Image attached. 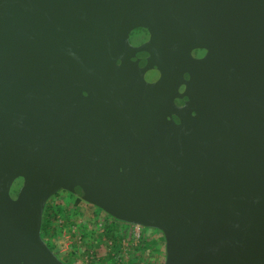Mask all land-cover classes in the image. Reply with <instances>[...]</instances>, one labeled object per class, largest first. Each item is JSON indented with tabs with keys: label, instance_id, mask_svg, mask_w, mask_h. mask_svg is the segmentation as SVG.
Returning a JSON list of instances; mask_svg holds the SVG:
<instances>
[{
	"label": "water",
	"instance_id": "95a60500",
	"mask_svg": "<svg viewBox=\"0 0 264 264\" xmlns=\"http://www.w3.org/2000/svg\"><path fill=\"white\" fill-rule=\"evenodd\" d=\"M61 189L163 264H264V0H0V264H67Z\"/></svg>",
	"mask_w": 264,
	"mask_h": 264
},
{
	"label": "rangeland",
	"instance_id": "374dc122",
	"mask_svg": "<svg viewBox=\"0 0 264 264\" xmlns=\"http://www.w3.org/2000/svg\"><path fill=\"white\" fill-rule=\"evenodd\" d=\"M48 202L55 215V231H50L51 236L46 235V241L66 263L92 264L88 262L90 253L99 258L97 264L164 263L165 238L159 229H137L63 189ZM107 226H113L117 237L116 246L112 242L111 248L108 242L112 239H107L105 235ZM140 232L141 237L138 236ZM142 242L145 245L143 248Z\"/></svg>",
	"mask_w": 264,
	"mask_h": 264
},
{
	"label": "trees",
	"instance_id": "16d2710c",
	"mask_svg": "<svg viewBox=\"0 0 264 264\" xmlns=\"http://www.w3.org/2000/svg\"><path fill=\"white\" fill-rule=\"evenodd\" d=\"M77 199H81L77 196ZM50 200V199H49ZM55 217L54 213L52 212L51 210V207H50V204L49 202H47L46 206H45V209H44V214H43V221H42V228H41V233H42V236L45 240L46 239V235L47 236H51L52 234L50 233L51 230H54L55 231V226H54V223H53V218ZM114 218V217H113ZM116 219V218H114ZM118 220V219H117ZM126 223V222H124ZM127 224H130V223H127ZM105 235H106V238L107 239H112L114 242V246H116L117 244V237L115 236L114 234V229H113V226H107L105 228ZM163 238H164V235H163ZM48 243V241H46ZM48 245L51 247V245L48 243ZM145 245L143 244L142 242V248L144 247ZM118 247V246H117ZM52 248V247H51Z\"/></svg>",
	"mask_w": 264,
	"mask_h": 264
},
{
	"label": "built area",
	"instance_id": "2783aa9c",
	"mask_svg": "<svg viewBox=\"0 0 264 264\" xmlns=\"http://www.w3.org/2000/svg\"><path fill=\"white\" fill-rule=\"evenodd\" d=\"M130 225L131 226H133V227H136L137 229H140L141 227H144V226H142V225H138V224H131L130 223ZM141 232L138 234V236L139 237H141ZM81 239V238H80ZM109 244L111 243V245H110V247L109 248H111L112 247V240L110 241V242H108ZM66 245H68V244H66ZM113 254H114V252H112ZM90 258H88V262H92V264H97V262H99V258L97 257V258H95V256H94V254L93 253H90V256H89ZM98 259V260H97ZM117 262H119V261H117ZM87 264H89V263H87Z\"/></svg>",
	"mask_w": 264,
	"mask_h": 264
},
{
	"label": "flooded vegetation",
	"instance_id": "af4514ba",
	"mask_svg": "<svg viewBox=\"0 0 264 264\" xmlns=\"http://www.w3.org/2000/svg\"><path fill=\"white\" fill-rule=\"evenodd\" d=\"M64 261V260H63ZM65 262V261H64ZM68 264V263H67Z\"/></svg>",
	"mask_w": 264,
	"mask_h": 264
}]
</instances>
